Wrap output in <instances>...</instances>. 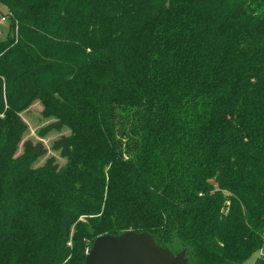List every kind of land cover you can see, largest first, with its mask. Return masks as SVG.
Listing matches in <instances>:
<instances>
[{"label":"trees","instance_id":"obj_1","mask_svg":"<svg viewBox=\"0 0 264 264\" xmlns=\"http://www.w3.org/2000/svg\"><path fill=\"white\" fill-rule=\"evenodd\" d=\"M0 264H84L148 233L186 264H264V0H0ZM39 99L42 133L7 114Z\"/></svg>","mask_w":264,"mask_h":264},{"label":"water","instance_id":"obj_2","mask_svg":"<svg viewBox=\"0 0 264 264\" xmlns=\"http://www.w3.org/2000/svg\"><path fill=\"white\" fill-rule=\"evenodd\" d=\"M154 249L165 251L166 258L158 260ZM144 262L148 264H186V259L183 253L174 256L167 249L156 245L146 232L126 231L118 236L96 237L85 257L84 264H143Z\"/></svg>","mask_w":264,"mask_h":264},{"label":"rangeland","instance_id":"obj_3","mask_svg":"<svg viewBox=\"0 0 264 264\" xmlns=\"http://www.w3.org/2000/svg\"><path fill=\"white\" fill-rule=\"evenodd\" d=\"M7 9L4 5L0 4V39L4 38L9 31V20L6 16ZM43 106L39 99H34L27 107L22 108L21 110H16L7 114V127L2 133V141L4 137L10 131V127L12 126L13 119L14 121H19L22 125H24V131L22 132V136L16 145V152L14 156H17L22 151V142L25 140H30L32 142H41L45 149V156L39 158L34 166H41L46 158L54 157L57 163L62 166L65 162L63 158L60 157L57 151L52 149L53 142L60 138L63 135H69L70 130L68 128H63L61 131H49L47 133H42L44 128L53 121L52 118L46 117L43 114ZM5 110L0 111V118H4ZM167 251L171 253L167 249ZM155 256L158 260H162L166 258V252L154 249ZM261 252L254 253L250 259L246 262V264H252L254 259L260 255ZM173 255V254H172ZM181 260V259H180ZM179 260V261H180ZM181 262V261H180ZM179 262V263H180ZM148 264V263H143Z\"/></svg>","mask_w":264,"mask_h":264}]
</instances>
